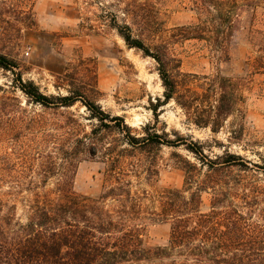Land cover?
Returning a JSON list of instances; mask_svg holds the SVG:
<instances>
[{
	"label": "rangeland",
	"instance_id": "obj_1",
	"mask_svg": "<svg viewBox=\"0 0 264 264\" xmlns=\"http://www.w3.org/2000/svg\"><path fill=\"white\" fill-rule=\"evenodd\" d=\"M26 1L35 21L31 28L13 17L14 0H0L4 18L0 53L17 66L13 71L0 69V157L6 152L14 153V158L26 156V180L55 189L62 180L58 167L49 175L42 171L55 155L53 137L65 132L82 137L93 131L101 138L98 152L96 156L85 151L75 155L73 191L89 197L103 193L109 169L103 146L111 144L116 152H123L120 167L128 174L132 190L154 198L164 189L183 188V162L201 166L187 150L199 142L210 158L224 153L237 156L234 174L255 192L259 208H264V74L248 67L251 60L264 54V40L253 42L250 38L251 9L239 10L228 47L230 61L220 64L205 41L183 40L175 31L199 22L189 0ZM260 4L254 23L264 32V0ZM115 26L122 30L128 26L132 36L151 50L164 45L184 74L220 72L232 78L244 100L242 120L231 116L217 134L191 124L174 101L163 103L157 62L129 48ZM21 82L33 83L47 97L67 96L72 89L83 98L68 108H46L21 91ZM87 103H95L103 114L123 118L132 135L142 136L146 128L179 145L132 150L118 141L121 134L101 127L93 118L99 110H89ZM148 169L155 174L149 175ZM7 190L6 186L0 189V198ZM212 198L210 190L202 193L203 213L210 211ZM143 207L152 212L158 210V203L143 200ZM169 233L170 224L146 220L145 239L150 245H165Z\"/></svg>",
	"mask_w": 264,
	"mask_h": 264
},
{
	"label": "trees",
	"instance_id": "obj_2",
	"mask_svg": "<svg viewBox=\"0 0 264 264\" xmlns=\"http://www.w3.org/2000/svg\"><path fill=\"white\" fill-rule=\"evenodd\" d=\"M14 2L15 20L27 28L34 26L28 2ZM189 2L199 22L175 31L183 40L205 41L220 64L230 61L228 47L241 8L251 9L253 13L251 40H264V32L254 23L260 0ZM116 29L129 48L157 62L164 88L163 103L174 101L191 124L217 134L231 116L242 120L244 100L232 78L220 72L184 74L164 45H156L151 50L143 40L132 36L128 26L125 30ZM16 67L0 53V69L13 71ZM248 67L264 74V54L251 60ZM20 85L31 101L46 108H68L83 98L78 94L81 92L72 89L67 96L47 97L33 83ZM87 108L99 110L95 103H87ZM93 118H97L101 127L121 134L118 141L132 150L179 145L163 140L146 128L144 135H132L123 118L103 114L101 110L98 115L93 113ZM52 140L55 155L42 171L49 175L58 167L62 180L55 189L48 190L45 183L25 179L29 170L26 156L14 158V153L6 152L0 157V189L8 188L0 198V264H264V208H259L255 192L234 174L237 156L224 153L213 159L204 153L202 143L187 146L201 166L183 162V188L157 193L154 198L158 210L146 212L143 200L150 203L155 200L147 193L141 195L132 190L131 181L126 179L128 174L120 167L123 152H116L111 144L103 146L109 164L108 184L98 197L83 196L72 188L75 155L85 151L96 156L101 138L93 131L82 137L65 132ZM147 173L153 175L155 171L148 169ZM209 190L213 195L211 208L203 213L201 195ZM147 219L170 224L165 245L153 246L146 241Z\"/></svg>",
	"mask_w": 264,
	"mask_h": 264
}]
</instances>
